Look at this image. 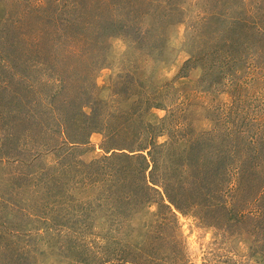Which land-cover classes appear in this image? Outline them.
Instances as JSON below:
<instances>
[{
    "label": "rangeland",
    "instance_id": "obj_1",
    "mask_svg": "<svg viewBox=\"0 0 264 264\" xmlns=\"http://www.w3.org/2000/svg\"><path fill=\"white\" fill-rule=\"evenodd\" d=\"M0 264H264V0H0Z\"/></svg>",
    "mask_w": 264,
    "mask_h": 264
},
{
    "label": "trees",
    "instance_id": "obj_2",
    "mask_svg": "<svg viewBox=\"0 0 264 264\" xmlns=\"http://www.w3.org/2000/svg\"><path fill=\"white\" fill-rule=\"evenodd\" d=\"M187 63H188V61H186L185 63H184V65L186 66L187 65ZM82 118H84L85 120H89V121H91V123H90V125L88 126V128H87V131L86 132H83V133H80L79 132V134H75V135H69L67 138L69 139V143H71V144H74V146H77V145H84V144H86V142H87V138H88V135H89V133L91 132V131H94V130H106L105 129V127H100L99 126V124H97V119H96V117H95V115L94 114H91V115H88V114H86V113H83V112H79L78 113ZM102 122V121H101ZM123 124V123H122ZM150 126V125H149ZM151 127V126H150ZM149 127V128H150ZM114 129L115 128H111L110 129V134H108L109 135V137L110 136H113V134H114ZM106 137H108V136H106ZM137 137V136H136ZM130 138H128L127 140H129ZM134 138H132L130 141H132ZM131 143V142H130ZM150 143H151V141H149V143H147V144H144L145 146H142L141 144H139L138 145V147L136 148V149H133V146H130L131 144H128V143H122L121 145V147H120V145H119V142H118V147H117V143H113L110 147H107V149L105 150V152L106 153H108L109 151H111L112 152V154H110L109 156H111L112 155V159H114V158H119V159H121V158H128V159H132V158H140V160H143L145 163L143 164L142 163V161H141V164H143V166H142V170L143 171H146V169L149 167V163L150 162H153V170L154 169H156V164H155V159H154V156L152 155V152H151V149H152V147L153 146H151V148L148 150V156L150 157V159H148V157H146L145 155H143L142 153H135V152H142L144 149H146V148H148L147 147V145H150ZM125 144V145H124ZM122 149H125V150H128L129 149V153H127V152H119V151H121ZM181 154H182V152H181ZM109 156H106V157H109ZM191 157L189 156V155H187L186 157L185 156H183V157H180V163H182V164H184V162H189V164H191V163H193L194 164V166L193 165H191L193 168H192V170H191V173H192V175L193 176H195V175H198L199 177L200 176H202V174H203V172H204V174L205 175H207L208 174V170L206 169V168H204L203 166L205 165V163L204 162H200V160H198L197 158H196V160L195 161H191ZM204 161V160H203ZM80 163H82V162H80ZM82 164H84V163H82ZM175 169V168H174ZM213 170H217V168H214ZM181 171V170H180ZM181 172H183V171H181ZM176 174V169L174 170V175ZM205 178H207V177H205ZM167 197L169 198V196H168V194H167ZM169 201L173 204V205H175L177 208L179 207L178 206V204H176L175 202H174V200H172V199H170L169 198Z\"/></svg>",
    "mask_w": 264,
    "mask_h": 264
}]
</instances>
